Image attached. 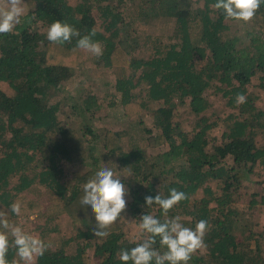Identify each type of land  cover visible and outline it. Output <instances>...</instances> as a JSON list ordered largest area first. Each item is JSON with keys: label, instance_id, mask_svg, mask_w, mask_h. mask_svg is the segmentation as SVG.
<instances>
[{"label": "trees", "instance_id": "obj_1", "mask_svg": "<svg viewBox=\"0 0 264 264\" xmlns=\"http://www.w3.org/2000/svg\"><path fill=\"white\" fill-rule=\"evenodd\" d=\"M140 1L127 20L121 10L126 0H25L30 8L22 23L0 35V209L10 224L51 245L35 264H123L120 251L142 242L146 213L161 221L179 215L193 229L208 222L205 252L198 250L189 264H264L262 235L245 228L248 236L240 237L246 210L238 207L246 181L263 176L264 183V108L250 90L264 89V4L252 30L240 35L232 31L235 20L210 7L216 0ZM57 20L81 37L95 29L92 39L103 55L77 48L75 37L49 42L47 30ZM91 68L109 91L102 97L88 86L70 97L74 71L83 77ZM218 94L230 112L215 117L207 112ZM238 94L245 103L236 104ZM187 101L199 117L191 130L177 113ZM109 108L122 111L125 126L111 130L98 123ZM155 147L159 151L151 153ZM81 163L87 170L68 168ZM105 166L122 176L128 202L110 235L98 238L94 214L80 200L83 185ZM172 188L188 199L168 217L145 204V196L167 197ZM17 201L20 216L10 211ZM250 203L264 207V188ZM64 217L71 234L61 228ZM155 247L163 251L158 242ZM7 259H18L15 248Z\"/></svg>", "mask_w": 264, "mask_h": 264}, {"label": "clouds", "instance_id": "obj_2", "mask_svg": "<svg viewBox=\"0 0 264 264\" xmlns=\"http://www.w3.org/2000/svg\"><path fill=\"white\" fill-rule=\"evenodd\" d=\"M25 0H4L0 5V35L12 33L25 18ZM264 4V0H216L210 5L212 9L220 13L224 19L249 23ZM32 19H35L33 16ZM30 23V21H28ZM95 29L90 34L81 37L79 30L60 20L52 23L47 30V40L54 44L71 43L78 38L76 47L94 55H103L101 43L94 41ZM246 102L244 94H238L236 104ZM120 175L110 167H102L94 176L83 185V196L80 200L82 206L91 208L95 217V225L92 229L95 237L106 238L110 235L111 227L122 218L127 210L128 189L121 181ZM127 178V176H123ZM188 197L183 191L175 188L170 190L167 197L160 193L155 197L145 196V204L148 208L159 206L163 216L168 217L182 201ZM11 213L21 215V203L14 202L10 205ZM7 212L0 209V264H10L7 255L10 247L15 248L16 257L11 264H35L38 257L43 256L51 246L39 236L26 232L22 227L10 224ZM139 228L142 231V242L137 243L131 249H122L119 260L123 264H189L193 255L205 247L204 237L208 230V222L200 220L195 228L184 226L179 215L171 219L161 221L152 214L146 213L140 217ZM9 235L13 238L11 243ZM159 246L163 251L158 250Z\"/></svg>", "mask_w": 264, "mask_h": 264}, {"label": "rangeland", "instance_id": "obj_3", "mask_svg": "<svg viewBox=\"0 0 264 264\" xmlns=\"http://www.w3.org/2000/svg\"><path fill=\"white\" fill-rule=\"evenodd\" d=\"M68 1L72 4H75L80 0H68ZM140 2H141L140 0H126L124 5L121 7V10L126 16L127 20L129 19L131 15L136 14L138 12L139 7H140ZM3 3H4V0H0V5H2ZM24 7H25V13H27L30 7L26 3L24 4ZM230 24H231L232 31L240 35H244L246 32H249L252 30V25L250 24V22L243 23V22L233 21ZM155 30H156L155 28H150V33H154L156 35V32H154ZM157 32L162 33V31L159 32L158 30ZM141 50L144 52L145 55H147L149 51H151L149 50L148 46L142 47ZM85 53H87L90 56H94L86 51ZM94 57H97V56H94ZM95 71H99L102 73L100 69H95ZM88 86H94L98 90V94L101 95L102 97H104L105 96L104 94L109 91L108 87L99 85V80L98 78L94 77L93 69L91 68L85 72L83 77L80 76L79 70L74 71V76L71 79L70 83H68L67 85V89H68L67 94H70V97H73V95L75 96L77 92L79 93L81 89L86 88ZM1 88L6 93L8 92V87L6 84L2 83ZM250 90L253 91L255 95H257L256 105L258 107L264 108V89H260L254 85L253 87H250ZM208 93H211V92H208ZM211 98L213 102L207 114L212 113L215 117H217V116H225L228 112H230V109L225 105V99L221 97L220 94L212 95ZM104 112L105 111H102L101 113L104 114ZM177 113H178L182 127L186 130H191L195 126L199 118L198 116H195L192 113H190L188 101L186 102V104H182L177 109ZM76 117L78 118V116L75 113H72V118L70 121L73 124L78 125L79 121H74V120H78ZM149 119L150 118H148V120ZM98 123L100 125H103V127H107L111 130H118L122 128L123 126H125V118L121 110L109 108L106 111L105 117L103 115V119L101 121H98ZM220 130L218 129L214 130L213 134L220 136L221 134ZM124 147L126 150H128L129 145L124 144ZM211 148L212 147L210 144L208 146V149L211 150ZM158 151H159L158 147H155L154 149L150 150L151 153L158 152ZM68 168L69 170L76 169L80 171H85L87 170L88 166L81 163V164H75V165H68ZM262 178L263 176L260 178H257V176H252L250 180L246 181L247 185L244 188H242L241 192L239 193L238 207L243 209V211L246 210V213L243 216L244 219L241 221V223H239V234H240L241 239H245L248 236L246 233H244L245 228H246L247 231L251 234L255 233L256 235H259V236L262 235V239L264 240V207L262 205H257L254 208L250 206L252 194L262 192V189L264 188V183L259 182V179L261 180ZM125 199L128 202V195H126ZM61 228L66 233H70V234L73 233L74 231L72 224L65 217L61 222ZM202 251L205 252V249L203 248Z\"/></svg>", "mask_w": 264, "mask_h": 264}]
</instances>
